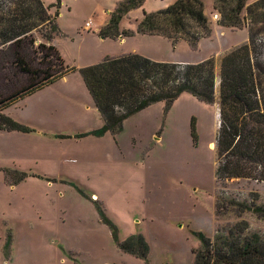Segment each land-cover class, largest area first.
I'll use <instances>...</instances> for the list:
<instances>
[{
    "label": "rangeland",
    "instance_id": "rangeland-1",
    "mask_svg": "<svg viewBox=\"0 0 264 264\" xmlns=\"http://www.w3.org/2000/svg\"><path fill=\"white\" fill-rule=\"evenodd\" d=\"M126 1L0 0V24L36 17L43 5L49 16L39 19L53 17L58 30L47 38L53 25L46 20L21 40L0 41V96L29 84L13 66L18 48L33 69H45L43 57L52 53L39 54L37 46L52 45L72 69L1 112L32 132L0 130V264H194L199 234L213 239L217 231L228 237L242 230L264 241V216L241 206H264V161L246 164L253 178L216 176L218 90L215 103L184 93L170 107L159 102L131 116L119 132L95 135L105 122L81 72L108 52L127 56L138 49L165 63L215 59L219 79L222 57L248 43L252 32L262 100V0H248L244 25L232 29L215 19L213 0H202L211 32L195 47L139 31L145 13L177 0H145L121 18L120 28L132 36L103 38L100 30ZM220 198L228 202L217 216ZM131 237L144 239L145 255L121 247Z\"/></svg>",
    "mask_w": 264,
    "mask_h": 264
},
{
    "label": "trees",
    "instance_id": "trees-1",
    "mask_svg": "<svg viewBox=\"0 0 264 264\" xmlns=\"http://www.w3.org/2000/svg\"><path fill=\"white\" fill-rule=\"evenodd\" d=\"M144 1L127 0L122 3L109 23L100 30V35L103 38L132 36L134 33L131 31L120 32L121 18ZM247 1L213 0L214 10L221 17L220 24L231 29L242 27L244 21L241 14ZM262 3L264 4V0L259 5ZM42 7L43 11L37 13L36 17L21 19L22 21L6 17L9 18L6 20L8 24H0L4 28L0 33V41L4 38L6 40L7 36L5 44L12 37L21 36V40L43 26L41 22L45 23L46 20L53 25L52 33L47 35L51 40L52 34L58 30L53 17L39 19L43 17V13L47 14L45 7ZM144 15L139 26L141 33L162 35L174 44L184 40L195 47L199 40L209 36L211 32L202 0H177L164 10ZM3 19L5 18L0 17V23ZM250 33L248 43L236 47L222 57L219 79L216 77L215 59L191 65L155 62L137 54H130L107 58L95 66L82 69L84 81L105 122L102 129L92 133L103 135L107 131L119 132L123 130L125 120L131 116L159 102H166L170 107L184 93L192 94L204 102L215 103L218 90L219 126L216 152L219 164L216 167V176L229 179L253 178L247 173L246 164L264 161V99H260L258 83V70L262 67L258 61L255 38ZM9 36H12L11 39ZM37 47L39 54L45 53L42 49L52 53L43 57L48 67L33 69L21 56L19 48L16 50L13 66L27 77L29 84H19L8 96H0V130L32 132L29 127L3 115L2 110L37 89L64 78L72 71L64 64L54 46L40 44ZM233 166L234 169H231ZM224 201L220 198L217 203V216H220ZM241 206L248 212L264 216V206L252 207L247 203H241ZM242 224L246 231L248 224ZM242 233L240 230L238 236L227 237L223 232L217 231L213 239L199 234L201 245L194 264H264L263 239L258 234L241 236ZM121 247L133 253L140 250L143 255L148 251V246L141 237H131Z\"/></svg>",
    "mask_w": 264,
    "mask_h": 264
},
{
    "label": "crops",
    "instance_id": "crops-1",
    "mask_svg": "<svg viewBox=\"0 0 264 264\" xmlns=\"http://www.w3.org/2000/svg\"><path fill=\"white\" fill-rule=\"evenodd\" d=\"M119 28H120V26H119ZM125 31H129V30L121 29V28H120V32H121V33L125 32ZM147 35H150V34H145V36H147ZM151 36H162V35H151ZM128 37H130V36H128ZM118 38H121V39L124 41V39L127 38V37L121 35V36L118 37ZM166 39H168V38H166L165 36H163V40H166ZM168 40H169V39H168ZM181 41H184V40H181ZM149 42H151V41H149ZM159 42H160V41H159ZM161 42H162V41H161ZM166 42H167V41H166ZM169 42H172V41L169 40ZM184 42H186V41H184ZM161 44H164V41H163V43H161ZM165 44H166V43H165ZM130 53L137 54V55H140V56H142L141 54H143V55L146 56V57H145V56H143V57H145V58L148 57L147 59H149V60L156 59V57L153 56L152 54H149L148 52L139 51L138 49H134V50H132V52H130ZM138 53H139V54H138ZM110 55H111V57H110ZM123 56H125V55L117 56L116 54H111L110 52H108V54H107V56H106V59H107V58H119V57H123ZM102 61H104V60H102ZM152 61H154V60H152ZM155 62H158V61H155Z\"/></svg>",
    "mask_w": 264,
    "mask_h": 264
},
{
    "label": "built area",
    "instance_id": "built-area-1",
    "mask_svg": "<svg viewBox=\"0 0 264 264\" xmlns=\"http://www.w3.org/2000/svg\"><path fill=\"white\" fill-rule=\"evenodd\" d=\"M219 17V15H215V19H217ZM87 28L90 29L91 28V23H87Z\"/></svg>",
    "mask_w": 264,
    "mask_h": 264
}]
</instances>
